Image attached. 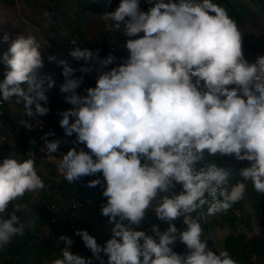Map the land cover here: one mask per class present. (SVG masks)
Wrapping results in <instances>:
<instances>
[{
    "label": "clouds",
    "instance_id": "clouds-1",
    "mask_svg": "<svg viewBox=\"0 0 264 264\" xmlns=\"http://www.w3.org/2000/svg\"><path fill=\"white\" fill-rule=\"evenodd\" d=\"M144 2L150 5L147 11L141 0H120L114 11L100 16L111 22V31L128 38L127 59L118 62L112 54L101 59L99 50L72 40L76 47L69 55L85 66L59 61L64 76L59 90L72 106L59 113V124L75 140L60 153L57 172L70 185L102 175L87 186L101 188L106 203L99 212L113 227L103 245L87 230L75 231L91 258L74 254L73 239L60 235L58 246L64 247L50 264H238L227 250L216 255L209 248L201 221L205 215L227 214L245 199L249 182L264 195V54L253 62L245 58L237 21L213 0ZM44 16L51 18L48 12ZM8 40L5 34L3 41ZM93 60L99 65L95 87L79 95L84 77L75 74L91 72L87 65ZM0 65V104L13 103V97L15 104L23 102L27 119L19 123L31 131L36 126L30 121L40 122L36 117L50 111L45 82L49 89L54 86L51 76H37L44 67L40 42L31 34L19 35L0 56ZM54 135L50 130L41 137L48 159L62 143L48 139ZM25 155L0 162V250L25 235L17 213L28 206L13 202L46 188L35 151ZM217 157L248 166L240 167L239 179L230 183L232 171L218 166ZM150 211L168 225L165 230L156 224L136 230ZM177 241L186 253L173 250Z\"/></svg>",
    "mask_w": 264,
    "mask_h": 264
},
{
    "label": "trees",
    "instance_id": "trees-1",
    "mask_svg": "<svg viewBox=\"0 0 264 264\" xmlns=\"http://www.w3.org/2000/svg\"><path fill=\"white\" fill-rule=\"evenodd\" d=\"M249 1L251 2L250 5L242 0H213L214 3H218L228 10L229 16L237 21L238 26L242 23H248L252 29L259 30L260 35L254 45H260L264 43V0ZM24 2L41 10L43 14L45 12L51 14L50 19L45 17L47 23L41 31L44 41L42 56L47 72L60 84L64 83L63 72L52 67L47 56L55 57L57 62L67 61L69 66L73 68L85 66L83 61H75L69 55L70 51L76 47L72 44V40H75L78 46L88 48L94 53L99 50L101 59L106 58L109 54L119 58L118 62L127 59L128 53L123 47L126 41L121 47H117L112 43L108 30H102L98 38L95 39H86L84 31L88 13L101 16L119 5L120 0H24ZM0 5L13 7L15 0H0ZM149 7L150 5L141 0V9H148ZM2 55L0 51V56ZM87 66L93 70L87 74L80 72L75 74L76 76L83 75L85 90L89 87H95L96 69L99 68L95 60ZM114 66L116 65H109L108 68ZM3 71L4 67L0 65V79H3ZM22 86L26 87V85ZM84 94L85 91L80 95ZM15 99L13 97V103L0 104V162L6 154L16 150L8 141L15 137L16 124L19 123V114L23 112V106L15 105ZM48 101L49 113L42 117L39 116L41 120L40 122L37 121L38 125L43 127L39 136L32 130L21 128L22 136L35 140V144H31L25 150L19 148L20 152H24L21 154L23 159L27 158L25 155L27 151H35L38 174L46 183V188L44 191L38 192L39 195L36 197L32 196L35 194L27 193L21 200L13 202L28 206L17 213L25 224V235L14 237L6 248L0 250L1 264H50L53 259L60 257V249L64 247L63 243L58 246L57 237L60 235H67L73 239L74 243L70 250L74 254L91 258V252L84 246L80 237L74 234L77 229L87 230L100 245L111 238L113 225L108 223L107 218L102 217L99 212L100 204L106 203V199L102 197L101 188L98 186L84 189L78 183L68 184L57 173L55 166L48 162L39 151L42 143L44 144L41 137L50 127L60 128L59 121L62 116L59 113L72 107L65 101ZM30 122L36 126L34 129L37 130L38 125L33 120ZM83 147L84 145H82ZM85 150L87 151L86 148ZM228 158L236 163L238 170L240 167L248 166L247 162H237L230 157ZM213 159L209 158L210 161ZM215 162L218 166L232 171L230 183H235L239 179L236 175L238 170L226 164L220 157H217ZM97 178L103 179L102 175ZM177 191H179V186H177ZM245 199L253 207L257 217L264 218V195L253 191L250 182ZM74 202L79 203L77 209L72 208ZM11 211L12 205H9L8 212ZM204 212L207 213L206 207ZM220 216L221 220L216 218L208 220L207 215L204 216L201 223L205 233L211 238L215 228L227 227L230 232L222 240V250H227L238 264H260L264 261V236L260 234L247 236L244 232L238 231V226L248 231L251 230V218L246 213L245 202L242 200L235 204L227 214H220ZM175 223L177 228L182 227V221L178 220ZM152 224L158 225L161 231L168 227L167 224L157 220L154 213L150 211L146 221L136 230L147 231ZM30 225H34V229ZM173 250L179 254L186 253L185 246L179 241ZM104 259L106 261L107 257ZM94 264H98V262L94 261Z\"/></svg>",
    "mask_w": 264,
    "mask_h": 264
},
{
    "label": "rangeland",
    "instance_id": "rangeland-1",
    "mask_svg": "<svg viewBox=\"0 0 264 264\" xmlns=\"http://www.w3.org/2000/svg\"><path fill=\"white\" fill-rule=\"evenodd\" d=\"M244 3L251 2L249 0H242ZM118 6V5H117ZM115 6L113 9L108 10L107 12L114 11L116 9ZM143 11H147L148 9H142ZM106 12V13H107ZM105 14V13H104ZM47 20L43 14V12L31 4H27L24 0H15V5L13 7H4L0 5V51L2 54L8 51L11 43L19 36L24 35L28 36L29 34L36 37L37 41L41 44V52L44 53L43 48V38L41 35V31L45 28ZM111 22L105 23L100 19V16L92 15L90 13L87 14V22L84 26L85 38L86 39H95L98 38V35L102 30H108L110 33L112 43L121 47L124 42L128 39L121 32L111 31L110 30ZM243 33V48L245 58L249 62H253L258 54H264V43L260 45H254L257 37L260 35L259 30H254L248 23H242L238 26ZM7 34L9 40L7 42L3 41V36ZM143 35L142 33L140 34ZM81 45V43H78ZM47 60L49 61V57L47 56ZM50 65L54 68H57L59 71L63 72V66L59 64V62L53 60L49 61ZM38 78L41 76H51L47 69L43 67L37 73ZM52 77V76H51ZM54 86L52 88H48L47 82L44 84V88L46 90L45 94L48 97V100L54 101H65L64 97L66 94L60 92V84L55 78H53ZM85 91V83L81 85L78 89V94L80 95ZM17 105V104H15ZM23 106V102L20 104ZM34 110V105H33ZM39 121L41 120L39 116L36 117ZM33 121L37 122L33 119ZM25 140H31L29 137H25ZM21 147V148H20ZM20 149L25 150L26 146H20ZM18 148V149H19ZM28 148V147H27ZM13 150L5 155L4 158H10V156H14L17 159H23L24 152H20V149ZM226 164L231 166L233 169L238 170L236 163L229 159L228 157H220ZM26 159V158H24ZM248 163V162H247ZM46 184V183H45ZM32 195L33 197L38 196L37 193ZM246 204V213L251 218V230L238 226V231L244 232L247 236H252L254 234H260L264 236V218H259L256 215L255 210L251 205L246 202V199L243 200ZM212 218H216L217 220H221L220 214L216 216H207V219L210 220ZM229 229L227 227L215 228L214 232L210 240L208 241V246L213 250L216 255H219V252L222 251V240L229 233ZM260 264H264L262 261Z\"/></svg>",
    "mask_w": 264,
    "mask_h": 264
},
{
    "label": "built area",
    "instance_id": "built-area-1",
    "mask_svg": "<svg viewBox=\"0 0 264 264\" xmlns=\"http://www.w3.org/2000/svg\"><path fill=\"white\" fill-rule=\"evenodd\" d=\"M21 119H27V117L24 116L23 112H21L19 114V121ZM35 124L38 125L37 122L34 121ZM21 128L22 126L20 125V123H17L16 124V132H15V137L12 138L9 142V144L11 146H13L15 149L19 148L21 145H24L26 147H29L31 145L30 141L31 140H25V137L22 136L21 134ZM52 131L55 133L54 136L52 137H49V140H52V139H60L62 141L61 145H60V148L58 149V152L57 153H54V158L52 159H48L47 158V155H46V152H43L41 151V148L43 147V143L42 145L40 146L39 148V151L43 154L44 158L52 163L55 168H56V171H57V167H56V163L57 161L60 159V153H67V151L72 148L74 145L71 143L73 140H75V136H72V137H67L65 136L64 134V130L60 127H56V128H48L47 129V132L48 131ZM32 131L39 136L40 134V131H43V127L38 125L37 126V130H35L34 128L32 129ZM75 147L77 148V150H79L80 148H82V145H75ZM58 173V172H57ZM60 175V174H59ZM61 176V175H60ZM97 177H84L81 181L78 182V185L84 189H91L90 187L87 186V183L88 181H90L91 179H96ZM79 207V203L78 202H74L73 205H72V208L73 209H77ZM1 264V262H0Z\"/></svg>",
    "mask_w": 264,
    "mask_h": 264
}]
</instances>
